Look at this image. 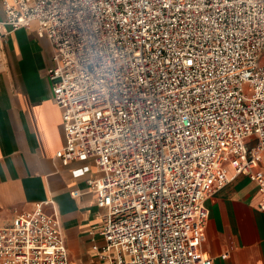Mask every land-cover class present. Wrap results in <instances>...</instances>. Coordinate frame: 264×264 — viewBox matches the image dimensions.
Returning a JSON list of instances; mask_svg holds the SVG:
<instances>
[{"label": "built area", "instance_id": "built-area-1", "mask_svg": "<svg viewBox=\"0 0 264 264\" xmlns=\"http://www.w3.org/2000/svg\"><path fill=\"white\" fill-rule=\"evenodd\" d=\"M1 2L0 41L36 22L52 45L55 158L99 172L100 259L212 264L200 233L216 190L245 174L264 210V0ZM48 204L0 225V264H76Z\"/></svg>", "mask_w": 264, "mask_h": 264}, {"label": "crops", "instance_id": "crops-1", "mask_svg": "<svg viewBox=\"0 0 264 264\" xmlns=\"http://www.w3.org/2000/svg\"><path fill=\"white\" fill-rule=\"evenodd\" d=\"M37 26L33 22L18 28L0 41V225L11 224L17 213L39 201L53 200L44 208L58 212L71 260L105 264L92 248L103 242L95 228L103 207L87 182L99 172L94 167L88 175L75 177L72 169L79 162L64 164L55 158L66 134L48 75L53 48L38 36ZM260 168L264 172V158ZM74 190L79 194L73 195ZM260 197L257 182L239 174L207 200L210 215L200 247L204 256L213 258L212 264H264Z\"/></svg>", "mask_w": 264, "mask_h": 264}, {"label": "rangeland", "instance_id": "rangeland-1", "mask_svg": "<svg viewBox=\"0 0 264 264\" xmlns=\"http://www.w3.org/2000/svg\"><path fill=\"white\" fill-rule=\"evenodd\" d=\"M262 62L264 63V57H263V59H262Z\"/></svg>", "mask_w": 264, "mask_h": 264}]
</instances>
